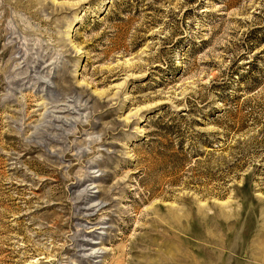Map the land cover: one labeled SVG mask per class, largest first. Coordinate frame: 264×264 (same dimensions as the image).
I'll list each match as a JSON object with an SVG mask.
<instances>
[{"label": "rangeland", "instance_id": "rangeland-1", "mask_svg": "<svg viewBox=\"0 0 264 264\" xmlns=\"http://www.w3.org/2000/svg\"><path fill=\"white\" fill-rule=\"evenodd\" d=\"M0 264H264V0H0Z\"/></svg>", "mask_w": 264, "mask_h": 264}]
</instances>
